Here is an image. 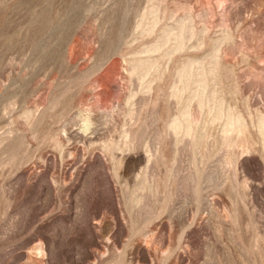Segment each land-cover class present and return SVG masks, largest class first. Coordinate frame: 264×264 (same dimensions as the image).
<instances>
[{
	"label": "rangeland",
	"instance_id": "rangeland-1",
	"mask_svg": "<svg viewBox=\"0 0 264 264\" xmlns=\"http://www.w3.org/2000/svg\"><path fill=\"white\" fill-rule=\"evenodd\" d=\"M0 264H264V0H0Z\"/></svg>",
	"mask_w": 264,
	"mask_h": 264
}]
</instances>
